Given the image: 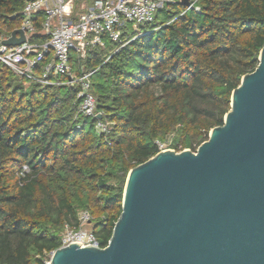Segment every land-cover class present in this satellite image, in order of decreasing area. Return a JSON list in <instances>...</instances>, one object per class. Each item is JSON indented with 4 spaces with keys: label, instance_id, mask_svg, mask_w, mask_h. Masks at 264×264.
<instances>
[{
    "label": "trees",
    "instance_id": "obj_1",
    "mask_svg": "<svg viewBox=\"0 0 264 264\" xmlns=\"http://www.w3.org/2000/svg\"><path fill=\"white\" fill-rule=\"evenodd\" d=\"M24 2L0 0V39L20 27ZM120 40L72 61L76 75L93 72L100 120L113 124L106 136L78 114L77 88L27 84L0 63V264H46L82 211L104 248L127 174L156 142L176 133L171 148L194 151L223 124L258 64L264 0H173Z\"/></svg>",
    "mask_w": 264,
    "mask_h": 264
},
{
    "label": "water",
    "instance_id": "obj_2",
    "mask_svg": "<svg viewBox=\"0 0 264 264\" xmlns=\"http://www.w3.org/2000/svg\"><path fill=\"white\" fill-rule=\"evenodd\" d=\"M46 264H264V44L207 141L128 172L106 246L59 247Z\"/></svg>",
    "mask_w": 264,
    "mask_h": 264
},
{
    "label": "built area",
    "instance_id": "obj_3",
    "mask_svg": "<svg viewBox=\"0 0 264 264\" xmlns=\"http://www.w3.org/2000/svg\"><path fill=\"white\" fill-rule=\"evenodd\" d=\"M172 1L25 0L20 10L21 25L16 29L23 31L25 40L20 45L8 47L2 41L9 39L11 34L3 35L0 39V63L24 78L27 84L77 88L78 114L96 119L95 130L106 136L113 124L100 120L96 98L90 92L93 72L76 75L72 61L85 59L89 50L103 48L106 41L120 43L127 25H131L134 32L138 31V26L153 23L157 12ZM39 19L38 31L36 23ZM150 32H137L134 38ZM156 145L158 152L174 150L170 143L156 142ZM26 173L27 168L22 167L18 175L23 177ZM78 218V228L67 227L62 233L60 247L70 244L99 247L94 234L85 229L90 225V214L82 211Z\"/></svg>",
    "mask_w": 264,
    "mask_h": 264
},
{
    "label": "rangeland",
    "instance_id": "obj_4",
    "mask_svg": "<svg viewBox=\"0 0 264 264\" xmlns=\"http://www.w3.org/2000/svg\"><path fill=\"white\" fill-rule=\"evenodd\" d=\"M174 137H176V133H173L172 134V136H170L169 138H168V140H167V142L166 143H170L171 144V141H172V139L174 138ZM176 139V138H175ZM194 147H195V145H194ZM197 149V148H196ZM195 149V150H196ZM184 150H186V149H184ZM188 150V149H187ZM190 151H192L191 149H189ZM194 150V151H195ZM176 152H180V151H183V150H180V151H178V150H175ZM194 151H192V152H194ZM85 229L87 230V231H91V225H88V226H86L85 227ZM92 232V231H91Z\"/></svg>",
    "mask_w": 264,
    "mask_h": 264
}]
</instances>
